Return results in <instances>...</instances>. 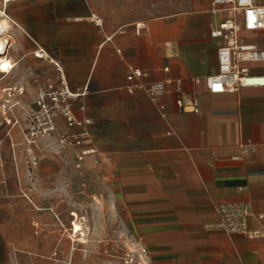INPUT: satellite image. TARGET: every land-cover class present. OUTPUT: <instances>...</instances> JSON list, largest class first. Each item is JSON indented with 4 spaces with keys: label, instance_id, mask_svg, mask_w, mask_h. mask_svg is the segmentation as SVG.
<instances>
[{
    "label": "crops",
    "instance_id": "1",
    "mask_svg": "<svg viewBox=\"0 0 264 264\" xmlns=\"http://www.w3.org/2000/svg\"><path fill=\"white\" fill-rule=\"evenodd\" d=\"M36 2L21 21L11 14L18 25L12 30L19 29L12 54L26 62L14 82L29 84L35 106L47 93L52 110H73L84 122L78 132L87 131L99 149L93 176L107 184L109 211L147 248L145 264H264V237L217 226L226 202L264 213V86L215 93L206 83L219 72L223 43L211 29L226 12L215 11L211 0ZM243 35L264 47V32ZM243 65L264 72V60ZM132 68L144 75L129 81ZM159 81L166 90L153 100L147 89ZM24 209L4 224L0 264L109 261L70 252L66 221L51 205ZM260 226L249 222L251 229Z\"/></svg>",
    "mask_w": 264,
    "mask_h": 264
},
{
    "label": "rangeland",
    "instance_id": "2",
    "mask_svg": "<svg viewBox=\"0 0 264 264\" xmlns=\"http://www.w3.org/2000/svg\"><path fill=\"white\" fill-rule=\"evenodd\" d=\"M29 5L36 6V0H13L6 6L0 0V9L19 21ZM0 15V19L6 17ZM18 32L16 28L7 36L12 42L8 53L17 63L15 69L9 74L0 72V86L10 87L0 91V104H7V110L0 108V236L6 228L4 224L26 214L25 203L51 205L56 218L66 221L70 252L78 251L80 258L93 252L102 254L103 258L109 259L102 261L104 264H145L141 254L143 246L130 236L119 214L109 211L107 184L93 176L94 166L98 164L86 160L78 166L81 146L62 147L65 146L61 142L66 129L65 113L73 114V110L36 108L39 103L35 106V99L29 97V84L14 82V71H23L26 63L12 54L18 48ZM61 102L57 100V103ZM31 106L35 110H27ZM49 118L55 123V129L48 131L56 136L55 143L43 137V128ZM77 128L74 126L72 130L78 131ZM33 138L36 141L32 142ZM57 145L62 148V154ZM61 165L67 171L64 178H60ZM78 221L82 223L85 235H77L74 231ZM0 255H4L2 250ZM131 256L132 262L129 261Z\"/></svg>",
    "mask_w": 264,
    "mask_h": 264
},
{
    "label": "built area",
    "instance_id": "3",
    "mask_svg": "<svg viewBox=\"0 0 264 264\" xmlns=\"http://www.w3.org/2000/svg\"><path fill=\"white\" fill-rule=\"evenodd\" d=\"M215 11L226 12L218 23L211 29L213 37L222 38L223 43L218 48L219 72L208 76L206 83L211 92H224L226 90L237 91L245 86H264V72L251 70L244 62L263 61L264 47L255 42L245 40L244 32H264V4L257 3L255 0H211ZM59 66V65H58ZM144 72L140 68H132L127 79L129 81L141 77ZM128 89L132 91L133 86ZM166 90L164 81L154 82L147 89L148 96L156 100L160 98ZM43 93L39 105L42 110H52L44 97ZM52 101L57 102V95L50 93ZM182 110H187L183 100H178ZM163 112L164 106L159 105ZM66 129L62 134L61 142L64 145L81 146L80 153L77 155L78 165L82 161L91 160L99 162V149L92 144L87 131H74L72 128L82 125L84 122L79 120L74 114L66 111ZM48 131L55 129L52 118L47 121ZM219 221L217 226L234 233L247 234L253 237H264V213L252 211L248 203L226 202L219 206ZM260 222L261 226L251 229L250 220ZM143 261H146L148 250L143 246L141 249ZM134 260L133 256L129 261Z\"/></svg>",
    "mask_w": 264,
    "mask_h": 264
},
{
    "label": "bare ground",
    "instance_id": "4",
    "mask_svg": "<svg viewBox=\"0 0 264 264\" xmlns=\"http://www.w3.org/2000/svg\"><path fill=\"white\" fill-rule=\"evenodd\" d=\"M11 1H13V0H3V3L6 6V4L11 2ZM0 13L2 15L6 16V17L0 19V72L9 74L12 71V69L14 68L15 64H14L13 60L11 59V57L9 55L5 54V52L9 46V44L12 43L11 40L9 39L10 37L8 38L7 36L9 33H11V30H12L15 22H13L11 17L6 13V11L4 9H0ZM43 55H44V53H43ZM1 107H4V104H0V108ZM43 131H44L43 137H45L47 139L48 138L50 139L52 137H56L53 134V132H48V129L45 126L43 128ZM40 132H42V131H40ZM37 133H38V131L35 134H37ZM34 141H36L35 138H33L32 142H34ZM62 147L66 148V145L62 146ZM79 230H81L80 234H82V235L85 234V231L82 229L81 223H77V226L74 229V231H76V232H78Z\"/></svg>",
    "mask_w": 264,
    "mask_h": 264
}]
</instances>
